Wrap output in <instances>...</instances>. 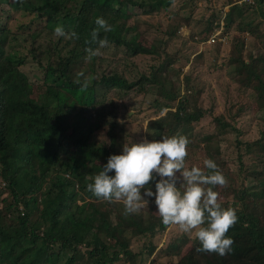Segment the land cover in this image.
I'll return each instance as SVG.
<instances>
[{
  "label": "trees",
  "instance_id": "1",
  "mask_svg": "<svg viewBox=\"0 0 264 264\" xmlns=\"http://www.w3.org/2000/svg\"><path fill=\"white\" fill-rule=\"evenodd\" d=\"M171 3L172 0H0V264H146L156 251L158 238L169 227L155 213L154 196L144 197L148 205L139 213L125 216L122 203L96 198L87 191V184L92 182L90 177L103 170L110 156L123 149V141L130 139L131 133L117 120L115 103H106L110 94L124 99L130 93L145 96L154 92L166 100L156 107V113L167 108L174 111L148 123V141L183 135L190 141L188 148L199 140L206 144L205 153L212 155L211 137L196 136L194 131V126L212 113V108L207 111L196 106L200 88L193 90L190 80L184 77L182 84L191 88L193 97L182 98L174 108L172 103L178 93H166L164 88L171 79L163 76L170 70L171 61L179 58L177 54L167 55L165 47L170 48L173 41L180 39L179 29L188 19L165 30L161 41L149 47L141 43L135 27L128 25L133 10L149 16L165 11ZM208 14L210 18L201 20V29L190 34L192 53L183 55V59L193 68L199 67L204 54L198 51L199 43L194 37L206 40L216 30H222L225 43L231 46L225 64L228 71L231 68L229 74L247 71L252 79L243 86L234 80L243 92L236 95L226 114L212 118L216 131L237 138V120L247 113H264V103L255 108L264 100V56L250 54L247 61L243 57L244 34L264 42V27L259 26L264 20V0H249L244 5L230 6L224 13L214 10ZM97 18H103L113 29L100 31L97 39L107 37L109 42L103 49H123L126 59L152 57L156 64L150 66L148 74L132 82L117 67L99 77H94V68L90 67L89 74L80 75V63L88 55L85 49L99 47L91 36ZM57 26L67 33H77L79 39L58 37L49 51L35 54L38 39L46 33L54 35ZM203 30L205 37L201 36ZM23 36L33 47L31 60L36 70L25 69L27 57L16 49ZM213 46L218 52L221 44ZM59 47H70L67 56H61ZM197 52L202 54L201 59L194 62L191 56ZM77 79H87L88 87L82 90ZM97 137L101 142L96 141ZM235 142L237 159L227 169L219 159L217 168L227 183L213 189L222 207L237 212L238 222L226 234L234 241L232 252L224 257L198 253L200 242L182 235L160 249L161 256L177 259L169 264H264V216L247 209V203L264 200V133L252 143L238 139ZM204 155L200 152L202 162ZM158 180L156 176L141 195L149 187L155 192ZM181 182L182 177L178 188ZM134 242L138 245L136 252L131 246ZM189 243L192 246L185 250ZM159 259L157 254L149 264H163Z\"/></svg>",
  "mask_w": 264,
  "mask_h": 264
},
{
  "label": "rangeland",
  "instance_id": "2",
  "mask_svg": "<svg viewBox=\"0 0 264 264\" xmlns=\"http://www.w3.org/2000/svg\"><path fill=\"white\" fill-rule=\"evenodd\" d=\"M248 1L249 0H175L174 6L172 2L165 11L161 10L149 16L140 15L139 10L135 9L133 10V16L128 20V25H133L135 27L134 33L136 35L138 33L140 34L139 38H141V43L149 47L154 41H161L162 38L160 37L164 35L165 30L177 25L178 22L184 18L188 19L185 26H182L179 29L180 39L173 41L174 45L170 48L165 47L167 55L177 54L176 56L179 58H176V62H173V60L171 61V66L169 67L170 70H168L167 74L163 77L167 80L171 79V81L166 82L164 85L166 93H178L177 99L172 103L173 108L178 102L183 101L182 98H189L191 100L193 97L190 92L191 88H187L184 85V77L190 80L193 90L200 88L201 98L197 100L196 106L207 111L212 108V113L207 114L206 119L194 126L196 136L202 134L211 137V139H209V149L212 155L205 153V143H200L199 140H194L191 142L190 148L192 150L188 148V156L186 157V167L189 169L193 166H197L203 171L209 172L208 169L204 168L203 162L200 159V152L202 151L205 154L204 158L213 160L216 163L217 168L220 165V159L225 162V169H227L230 167V162L237 159L236 155L238 152L235 142L236 139L243 143H252L259 140L264 133V113H247L243 118L237 120L235 124L240 132L237 138L234 134L216 131L212 125V118L224 113L226 114L230 105L235 103L236 95L239 92H243V90L237 89L238 84L234 80L239 82L241 86L249 81L250 83L252 82L250 74L247 71L239 70L229 74L231 68L228 71L225 64L231 46L225 43L226 38L223 37L224 35H221L222 30H216V32L206 40H199L200 37H194L193 40L198 41L199 43L198 51L203 52L204 54V59L199 67L193 68L190 62H186V60L183 59V55H191L192 53L190 52L192 42L190 34L201 29V20L203 17L210 18L208 14L210 11L213 12L215 10L216 12L224 13L234 4L244 5L245 3H248ZM130 9L132 8L130 7ZM86 16L87 14L85 13L84 17ZM255 23H257V20H255ZM259 26L264 27V20L260 22ZM218 31V39L215 38V42L211 43V38ZM203 35L204 30L201 33V36ZM230 35H233V31H231ZM205 36L206 35L203 37ZM243 37L245 41L243 57L246 61L250 54L256 56L260 53L264 56V42L261 43L262 38L261 40H257L255 37L245 34ZM25 39L26 37L24 36L20 38V45L16 46V49H18L23 56L27 57V65L25 66V69H27V71L36 70L37 66H35V63L31 60L33 47H31L28 41L25 42ZM37 42L38 43L35 47H38L39 49L34 51L35 54L49 51V49L58 42V37L46 33L43 34ZM215 43L221 44L218 52L215 51L213 46ZM59 48L62 49L61 56H67L70 47ZM100 51L102 53L100 56L93 57L91 60L86 59L81 61L79 66V71L81 73L85 72L89 74V68L93 67L94 77H99L103 74H110L112 69L117 67L119 72L124 73L128 81L133 82L138 79L139 75L144 73L148 74L150 72V66L152 67L156 64V60L148 56H134L133 58L126 59L124 57L126 55H124L123 49L120 48H111L109 50H104L102 48ZM199 52H197V54L193 53L194 55L191 56L192 61L195 62L201 59L202 54L198 55ZM112 62L115 63L113 64ZM237 73H242V75H237ZM153 93L145 96H135L133 93H130V96L124 99H116L111 94L107 97L106 103H115L117 120L123 124L126 132L128 131V133H131L130 139L123 141L122 147H124L125 143L129 145L132 143H140L144 139L148 140V136H150L147 131L148 123L166 117L168 113L174 111L172 108H167L160 113H156V110H158L156 107L165 103L166 100L159 98L158 96L156 97ZM151 102H153L152 106H150ZM260 103L261 104L255 106V108H260L262 103H264V100ZM96 141L101 142L99 137L96 138ZM104 145H107V143H104ZM241 148L242 143L240 149ZM122 151L123 149L117 150V155H121ZM219 151H221V154H214ZM243 159L244 161H248L247 156H243ZM177 175H180V173H177ZM258 191H260V188L257 189L256 192ZM247 209L252 211L256 216H264V200L247 203ZM182 235L191 236L190 234L181 232L178 226H170L165 234L158 238L157 249L146 264H149L157 254L160 255L159 261L163 264L177 261V259L174 258L161 256L160 249H165L173 239L180 238ZM131 246L135 252L138 251V245L136 246L135 242L132 243ZM191 246L192 244L189 243L185 250H188Z\"/></svg>",
  "mask_w": 264,
  "mask_h": 264
},
{
  "label": "clouds",
  "instance_id": "3",
  "mask_svg": "<svg viewBox=\"0 0 264 264\" xmlns=\"http://www.w3.org/2000/svg\"><path fill=\"white\" fill-rule=\"evenodd\" d=\"M17 2L22 3L23 0ZM172 2L174 6L175 0ZM95 24L97 27L91 36L99 47L95 50L91 47L85 49L87 60L100 56V49L108 47L107 37L97 39L100 31L113 30L103 18H97ZM54 35L79 39L77 33H67L62 26L54 29ZM75 82L81 84L82 90L88 87L87 79L83 82L77 79ZM189 143L183 135L163 136L161 141L149 142L144 139L130 146L125 143L121 155L110 156L103 170L90 177L92 182L87 184V191L109 203H122L125 216L139 213L148 205L144 197L154 196L155 213L165 227L178 226L181 232L194 236L201 245L196 249L198 253H214L224 257L232 252L234 241L226 234L238 222L237 212L234 208L222 207L218 202L219 194L213 189L225 186L227 181L213 160L203 161L208 173L197 166L191 169L186 167ZM112 172L114 176L109 175ZM154 173L159 177L155 184L156 191L149 187L142 196L141 191L145 186L156 179ZM177 173H180L179 177Z\"/></svg>",
  "mask_w": 264,
  "mask_h": 264
},
{
  "label": "built area",
  "instance_id": "4",
  "mask_svg": "<svg viewBox=\"0 0 264 264\" xmlns=\"http://www.w3.org/2000/svg\"><path fill=\"white\" fill-rule=\"evenodd\" d=\"M217 35H218V33L211 38V43L215 42V38H216Z\"/></svg>",
  "mask_w": 264,
  "mask_h": 264
}]
</instances>
